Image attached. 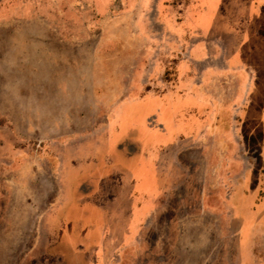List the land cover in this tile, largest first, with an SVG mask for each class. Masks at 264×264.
<instances>
[{"label": "rangeland", "instance_id": "rangeland-1", "mask_svg": "<svg viewBox=\"0 0 264 264\" xmlns=\"http://www.w3.org/2000/svg\"><path fill=\"white\" fill-rule=\"evenodd\" d=\"M191 1L189 23L208 26L217 0ZM186 4L0 0V264H69L59 252L63 217L84 216L76 202L59 214L65 191L74 192L78 205L126 209L123 172L110 173L115 155L106 141L111 146L120 137L115 125L121 132L133 123L140 124L143 144L154 141L155 132L149 133L144 122L153 110H144L150 101H130L161 91V80L171 77L179 42L164 34L162 19L173 29L168 19L179 22ZM222 14L227 23L234 18L228 10ZM230 39L225 35L221 42ZM243 49L254 70L252 89L243 96L246 75L241 73L238 90L232 77H223L208 91L227 100V135L189 140L188 150L162 153L173 163L174 185L147 224L186 227L183 233L155 235L172 242L166 248L173 251V264H264V236L254 233L249 240L255 221L249 206L256 210L260 203L250 200L244 187L245 175L255 180L261 167L264 33L249 36ZM156 66L167 67L160 78ZM132 140H121L126 154L136 152ZM150 157L131 155L122 163L142 162L133 175L138 188L153 195L157 190L146 167ZM87 210L92 214L85 223L93 226L88 235L96 240L101 219L93 208ZM65 239L73 243L77 236L69 232ZM73 252L92 264L90 252L76 245Z\"/></svg>", "mask_w": 264, "mask_h": 264}, {"label": "crops", "instance_id": "crops-1", "mask_svg": "<svg viewBox=\"0 0 264 264\" xmlns=\"http://www.w3.org/2000/svg\"><path fill=\"white\" fill-rule=\"evenodd\" d=\"M188 8H194L193 1L187 0L185 14L179 22L168 19L173 24V29L168 28L162 19L164 34L179 42L177 46L179 49L175 54L177 60L172 67L171 77L166 81L161 80L160 83L164 85L161 91H148L146 95L139 94L138 98L130 101L132 103L150 101L151 104L146 105L144 110L148 107H152L153 110L145 115L144 122L154 117L158 123L159 129L151 128L149 131V133L155 132L154 141L142 143L140 136L143 131L139 123H133L121 132L117 125L114 127V130L120 133L119 140L126 137L136 139L138 142L136 155L147 158L150 153V161L146 167L157 192L151 195L138 188V180L133 173L140 168L141 161L131 165L127 163L116 165V169L123 172L120 190L125 193L123 199L126 209L105 211L97 208L96 212L101 219V225L99 237L96 240L91 239L87 232L80 230L83 226L81 221H78L74 227L77 242H82L77 247L84 253L90 252L93 257L92 264H173V251L166 248V244L171 246L172 242H167L166 237L162 239L155 235L183 233L186 227L172 225L158 227L147 224L158 210L162 194L168 193L169 188L174 185L173 179L176 175L173 163H170V166L166 163L162 172L157 153L161 152V149H167L171 151L170 153L176 154L188 150L189 145L185 139L198 143L202 138L210 137V135H227L225 129L223 130V127L227 125H223L224 118L229 112L227 100L214 99L208 91H211L223 77H232L235 82L234 87L238 90L241 73L246 75L243 96L246 91L252 89V85L256 84L254 70L246 62L243 45L245 46L248 37L252 34L263 35L264 33V0H217L211 21L206 27L189 23L192 15L186 13ZM225 10L233 12L232 16H234L228 20V23L224 21L225 16L222 14ZM44 18L46 20V17ZM47 21L52 20L47 18ZM54 22L59 25L58 18H55ZM225 35L231 37L227 45L221 42V37ZM178 52H181L180 57ZM166 68V66L163 68L156 66L154 74L160 78L162 73H166ZM243 96L235 99L242 101ZM237 104L234 103L232 106ZM260 118V172L255 180L247 174L244 177L246 194L250 200L260 203L256 210L253 209L252 203L249 206L251 211L249 215L255 219L249 231V240L254 233L264 236V105ZM209 119L211 126L208 123ZM108 127L107 124V132H109ZM220 131L224 133L221 134ZM182 143L186 145H181ZM259 195L262 197L259 198ZM83 216L89 215L84 211ZM117 217L121 219L120 222H114V218ZM259 217L261 221L257 223L256 220ZM83 227L91 229L92 226L89 224ZM250 243L251 241L246 248ZM69 264H86V262L71 257Z\"/></svg>", "mask_w": 264, "mask_h": 264}, {"label": "flooded vegetation", "instance_id": "flooded-vegetation-1", "mask_svg": "<svg viewBox=\"0 0 264 264\" xmlns=\"http://www.w3.org/2000/svg\"><path fill=\"white\" fill-rule=\"evenodd\" d=\"M146 121V126H148L150 129L151 128H156V129H159L160 127H159V125H158V123L156 122V120L154 119V117H150V118H148V119H146L145 120ZM108 134H109V132H107V136H108ZM121 137V136H120ZM119 137V138H120ZM119 138H118V140H117V142L115 143V146L113 147V145H114V143L110 146L109 144H108V138H107V141H106V145H107V148H108V150L109 151H112L113 153H114V162H113V164H112V166H111V171H110V173H113V172H117L118 170L116 169V165L118 164V163H122V161L126 158V157H129V156H131V155H136L137 154V150H138V142L136 141V139L135 138H133V140H132V144L135 146V148H136V152H134L133 154H126V152H125V150H124V147L121 145V140H119ZM128 137H126V138H122V140H125V139H127ZM187 142H189V140L190 139H185ZM142 141V140H141ZM143 143V142H142ZM181 145H183V143L181 144ZM181 145H179V146H181ZM120 151V152H119ZM171 151H169V150H165V149H161V152H159V153H157V155H158V163H159V165H160V168L162 169V172L164 171V167H165V165H166V163H168L169 164V166L171 165L170 163V161L166 158V157H163L162 156V153H164V154H169ZM149 155H150V153H149ZM136 156H138V155H136ZM121 157V160H119V158ZM162 159H164V161L162 162ZM167 159V160H166ZM121 181H123V176H122V179H121ZM123 183V182H122ZM73 194H74V192H66L65 191V193H64V201L61 203V206H60V209H59V214L63 217L64 216V213H65V211H66V208L68 207V205L71 203V202H76V204H77V206L80 208V210H81V212H82V214H83V212L85 211V212H87L88 213V215L89 216H91V212L89 211V210H87V207H91V208H93L95 211L97 210V208H100V209H103V210H105V211H114V210H124V208H110V209H104L103 207H101V206H97V205H94V204H91V203H86V204H83V205H78V203H77V199H74L73 198ZM64 206V207H63ZM63 207V208H62ZM96 214H97V212H96ZM89 216H87V217H89ZM97 216H99L98 214H97ZM87 217H85V218H87ZM63 220L65 221V228H63V230H62V234H61V240H60V244H59V252H60V254L67 260V262L69 263V259L71 258V257H75L76 259H78L77 258V256H76V254H74V252H73V247H74V245H76V247H77V245H81L82 244V242H77V239L72 243L70 240H67V239H65V235H67V233H71L72 235H75V232H74V227H75V224L78 222V221H81V223L83 224V226L84 225H89V224H86L85 223V221H86V219H84V217H81V218H78V219H75V220H72V219H65L64 217H63ZM120 218H114V222L115 221H118V222H120ZM82 226V227H83ZM91 226V225H90ZM80 228V230L82 231V232H84V233H88L89 231V229H85L84 227L83 228ZM93 227V226H92ZM77 236V235H76ZM70 248H72L71 250H70ZM78 248V247H77ZM78 249H81V248H78ZM63 252H66L65 254L63 253ZM88 251H86V253H87Z\"/></svg>", "mask_w": 264, "mask_h": 264}]
</instances>
